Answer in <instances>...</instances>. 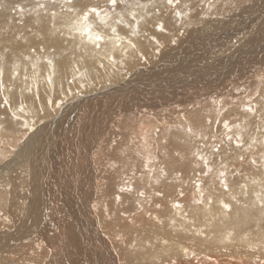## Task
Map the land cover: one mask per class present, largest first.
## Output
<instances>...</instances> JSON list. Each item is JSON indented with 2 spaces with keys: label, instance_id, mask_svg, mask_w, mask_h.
<instances>
[{
  "label": "bare ground",
  "instance_id": "bare-ground-1",
  "mask_svg": "<svg viewBox=\"0 0 264 264\" xmlns=\"http://www.w3.org/2000/svg\"><path fill=\"white\" fill-rule=\"evenodd\" d=\"M209 1L199 0L201 6L196 9L199 18L191 24L181 27L183 21L177 19L178 31L171 36L156 33L154 39L150 37L155 29L144 23L137 35H132L131 29L114 25L122 37L114 43L110 29L90 18L93 32L105 37L99 48L87 36L70 31V24L63 27L58 24L59 32L50 31V17L45 16V9H36V5H24L21 14L19 9L16 14L0 13V55L7 57L4 82L12 87L11 92L0 93V116L5 113L2 106L5 97L15 110L19 107L18 99L32 100L37 91L43 98L46 89L52 95L51 90L59 91L61 84L73 91L78 90L81 82L88 85L65 109L46 110L34 131L35 112L30 100L25 103V112L31 113L30 116L18 113L20 120L15 121L9 113L7 122L0 120V159L27 157L31 161L29 165L25 160L28 176L19 167L14 166L10 171L0 164V264H167L169 258L177 257L183 258L184 264H264V237L255 245L250 242L254 243L256 238L246 245L241 242L243 239L235 237L228 245L229 237L223 235L221 228L216 230L209 224L212 233L205 219L221 213V207L214 202L210 210L204 211L202 205L192 203L198 193L185 175L181 174L180 183L166 185L162 181L170 195L166 197L167 207L163 212L156 210L154 204L160 197L154 191L161 186L153 183L156 177L150 181L146 176L140 182L139 170L131 177L130 171H124L127 157L119 151L123 147L139 165L148 154L141 152L137 158L135 151H140L145 141L151 145L158 137L177 134L175 125L181 122V113L188 114L198 126L203 120L214 118L215 113L211 112L214 100L239 102L250 91L256 97L257 92L264 90V71L258 74L261 69L257 72L248 66L264 56V19L259 36L262 39L255 41L251 36L248 41L235 39L231 43L234 37L238 39L245 24H249L242 15L245 18L260 13L256 16L264 17V0H222L217 3L215 14L226 13L232 18L220 20H213V15L208 17L204 7ZM82 2L102 4L103 0ZM61 3L55 9L57 12ZM153 11L149 9V15L155 19ZM61 15L66 18L68 14ZM37 20L39 25L35 23ZM252 25L255 27L253 21ZM248 32L245 30L247 35ZM17 36L21 39H16ZM229 46L234 48L230 50ZM41 47L43 52L39 51ZM32 48L37 49L35 53L30 51ZM24 56L29 59L25 60ZM109 56L116 64L110 62ZM47 59L53 61L54 69L48 67ZM13 61L20 64V75L15 81L9 78ZM199 64L202 66L197 67ZM51 71L55 74L49 85L46 77ZM24 75L29 77L27 81ZM73 75L82 79L69 85L67 80ZM234 108L239 107L231 109L235 113ZM24 119L29 121L28 131L22 127ZM240 120H231L230 124L241 123ZM166 127L172 132L166 133ZM245 127L248 131L242 134L247 140L253 129L241 123V128ZM215 130L220 135L226 131L222 125ZM24 137L28 139L21 143ZM129 177L131 186L144 190L145 196L153 201L152 205L144 204L145 211L151 208L153 215H160L164 220L162 227L135 228L125 220V216L132 219L128 213L119 214L118 210L123 209L112 198L113 194L120 196L125 207L131 200L143 199L135 191L120 193L119 188ZM181 186L184 197L176 194L175 189ZM223 194L217 189L214 196L219 199ZM174 197L183 210L171 207ZM196 209L201 210L196 212ZM185 212L189 213L187 217ZM138 216L147 219L143 214ZM136 223L140 224V220ZM197 231L202 235H196ZM181 248L188 249L187 257H183Z\"/></svg>",
  "mask_w": 264,
  "mask_h": 264
},
{
  "label": "snow or ice",
  "instance_id": "snow-or-ice-1",
  "mask_svg": "<svg viewBox=\"0 0 264 264\" xmlns=\"http://www.w3.org/2000/svg\"><path fill=\"white\" fill-rule=\"evenodd\" d=\"M48 4L50 7L46 8L45 4L38 3V7L45 9V16L50 17V31L59 32L60 28L57 27L58 24L61 27L70 24V31L77 32L82 37L87 36L89 42L96 48L100 47V43L105 40V37L100 32H93L92 25L89 23L90 18L98 21L103 27L110 29L114 43L122 39L117 31V27L114 25L131 29V34L137 35L141 24L144 23L146 27L155 29L153 36L150 37V39H154L156 33H167L171 36L174 32L178 31L176 27L177 19L183 21L181 27L191 24L192 20L199 18V12L196 9L201 6L199 0H146V2H142V0H103L102 4L83 3L82 0H64L63 3L59 4L60 11L57 12L55 9L57 8L58 0H48ZM149 9L154 10L152 15L155 16V19H152V16L149 15ZM19 10L23 12L24 8L20 7ZM62 13L68 14L67 17L64 18L61 15ZM126 17L128 18L127 20L125 19ZM110 21L112 22L111 24L109 23ZM6 22L7 19L5 18ZM35 23L39 25L40 21L37 20ZM28 31H31V28ZM16 39H21V36H17ZM170 42L175 43V39H171ZM132 47H135V45H132ZM36 50L32 48L30 51L35 53ZM39 51L43 52L44 49L41 47ZM6 59V55H0V93L12 91V87L5 85L4 82V63ZM24 59L28 60L29 57L24 56ZM109 60L112 64H116V60L111 56H109ZM46 63L50 69H54L51 59H47ZM32 67L35 71L36 65L33 64ZM100 67H104V65L101 64ZM19 68L20 64L13 61L9 77L11 81H15L20 75ZM24 71L26 73L27 69ZM76 71L79 70L76 69ZM54 74V71H51L46 77L49 85L53 83ZM23 79L27 81L29 77L24 75ZM79 79L82 78L73 75L71 79L67 80V83L72 85ZM33 80H35V76ZM86 87L88 85L81 82L77 85L78 90L73 91L71 87L64 88L63 84H61L59 91H55V89L51 90L52 95L49 94L48 89L45 90L43 98H41L39 91L33 94L32 104L35 118L32 120V130H35L37 120L43 118L46 110L55 112L65 109L70 102L83 94ZM27 90L30 93L32 91L31 88ZM256 97H259V99H256ZM256 97L249 95V97L239 102L228 99L224 101L214 100L211 110V112L215 113L214 118L205 119L198 126L190 120L188 114L181 113V122L175 125L177 134L165 135L163 139L158 137L153 140L151 145L145 141L140 151H135L137 158L141 156V152H147L148 154L139 161V165L137 164V160L128 156V152L123 147L119 149L120 154L123 157H127L124 171L126 173L130 171L131 177H135L138 170L141 171L140 182H143L146 176L150 181H153L154 176L156 177L153 183L161 186L157 187L154 191V195L160 197L155 202L154 207L156 210H160L161 213L167 207L166 197L170 195L166 191V185H172L174 181L180 183L181 174L187 177L198 193V196L193 198L192 203L202 205L204 211L210 210L214 202L218 203L225 210L229 209L228 203L223 199L215 198L214 193L217 189H221L224 193L230 194V199L233 201L237 199V195L234 192L236 188L241 190L240 195H247V183L241 182L238 179L245 176L243 168L246 163L262 171V178L259 183L264 188V94L257 92ZM2 106L5 108V113L3 116H0V120L5 122H7L9 113L11 114V120L15 121L20 120L18 113L24 114L26 117L31 115V113L25 112L26 105L23 97H21L19 107L15 110L12 109L11 101L7 97L3 99ZM233 107H239L245 114L246 119L243 123L246 126L251 121V128L254 129V132H249L247 140L242 133L247 132L248 127L241 128V123L230 124L231 120L240 119L236 113L231 111ZM211 112L209 115H211ZM256 120L259 122L256 123ZM219 125H222L226 130L222 135L217 134L215 130L216 126ZM22 127L25 131L29 130L28 119L23 120ZM233 127L236 129L235 132H233ZM159 131L157 128L156 132L159 133ZM165 132L171 133L172 129L166 127ZM228 133L232 134L229 135ZM255 133H258L259 136ZM27 139L28 137H24L20 142L23 143ZM193 144L194 148L192 147ZM257 149L259 150V162L256 158ZM112 150L115 152L116 148L114 147ZM153 152L155 155H153ZM249 153H252L251 157L248 155ZM192 158H195V160L193 161ZM25 160H28L29 165L31 164L30 159L27 157L23 159L13 158L11 160L3 158L0 159V164L10 171L14 166L19 167L21 172L25 176H28L29 167L25 166ZM230 164H235L237 167L230 168ZM189 165L191 166L189 167ZM110 166L116 167V165ZM189 173L190 175H188ZM169 176L172 179H168ZM131 177L124 180L123 186L119 188L120 193L131 194L135 191L136 195L143 199L131 200L129 201V206L125 207L120 196L113 194L112 198L123 209V211L118 210L119 214L124 215L125 212L128 213L132 219L129 220L125 216V220L135 228H140L141 225L144 226L145 230L151 228L153 225L162 227L164 220L160 215H153L151 208L145 211L144 204L152 205L153 201L145 196L144 190L131 186ZM162 181L166 182V185H162ZM251 183L256 184L257 181L252 180ZM205 189L207 190V195ZM175 190L178 197L185 196L183 186ZM171 207L183 210V205L176 202L175 197L172 199ZM200 210L196 209L194 211L199 212ZM138 214H143L147 219H142ZM188 215V212L184 213L185 217ZM137 219L140 220V224L136 223ZM171 224L174 225L175 221H171ZM196 235H202V232L197 231ZM164 243L166 244L167 241ZM181 252L183 257L188 256V249L181 248ZM164 254L168 255L167 252ZM167 264H184V260L181 257L175 259L169 258Z\"/></svg>",
  "mask_w": 264,
  "mask_h": 264
},
{
  "label": "rangeland",
  "instance_id": "rangeland-1",
  "mask_svg": "<svg viewBox=\"0 0 264 264\" xmlns=\"http://www.w3.org/2000/svg\"><path fill=\"white\" fill-rule=\"evenodd\" d=\"M220 1H222V0H211V1H209V3L208 2L206 3L207 5H205L204 10H208V17L211 16V15H213L214 16L213 20H220V19H223L224 17L232 18V15H227L226 16V13H224V14H222L220 16H218L219 14L218 15L215 14L217 12L216 9L218 7L217 6V3H220ZM61 2H64V0H60V1L58 0V3H61ZM210 2H211V4H210ZM38 3H40V4H48V0H0V13H7L8 12L7 14H9V15L10 14H16L17 11H18V9H20V7H23L24 5H27V6L28 5H36V9H37ZM206 6H208V7L210 6V7L208 8ZM1 8H3L2 10H4V12H2ZM10 10L11 11L13 10L12 13L9 12ZM30 11L32 12V11H34V9H30ZM19 13L21 14L22 12L19 10ZM28 13L29 12L26 11V15H29ZM31 15H32V13H31ZM215 15H217V16H215ZM256 15H261V14L260 13H257V14L252 15V16H250L248 14V15H245V18H244V15L241 16V18L245 19V21H247L249 24L251 23V25L245 24L244 29L242 28L239 31V36L240 37L237 36L238 39L236 37H234L233 38V41H231V43L232 42H235V39L236 40H239L240 39V41H244V40L247 39V41H248L249 37H251V36L252 37L254 36L255 41H259L260 39L263 38V37L260 38L259 36L262 35V32L260 30V26L263 23L264 17L256 16ZM256 17H257V19H256ZM239 18H240V16H239ZM252 21L254 22L255 27L257 26L256 28L252 25ZM246 26H248V27H246ZM247 29L249 30V32H248ZM242 30H244V31L241 32ZM245 30H246V32L249 33V35H247V33H245ZM242 33L245 36H243ZM247 41H245V43ZM232 48H234V46L233 47L232 46H229V49L230 50ZM229 52L230 51H227V53H229ZM259 61H262L263 63H261V62L259 63ZM196 66L197 67H200L202 65L199 64V65H196ZM248 66H250L251 70H253V71H254V68H256L255 71L258 70L257 72H259V70L261 69L260 72L258 73V74H260L262 70L264 71V69H263L264 68V56H260L256 60V62H254V63L252 62V64L249 63ZM263 88H264V86H263ZM17 89H18V87L15 90H17ZM249 94L252 95L251 94V91H250V93L247 94V96H245V98L249 97L248 96ZM261 94H264V90L261 91ZM30 99L31 98H26L24 100V103L27 104ZM18 100L20 102L21 99H18ZM30 104L33 105L32 104V100H30ZM234 110H235L236 115H238L240 118H243V120H240L239 119L241 121V123H243V121L246 118V116H244L245 114L240 110V108H234L233 111ZM239 112H241V113H239ZM238 121H236V122H238ZM257 121L258 120H256L255 122H257ZM249 126L251 127V121L249 122ZM252 131L254 132V129ZM255 134L257 136H259L258 133H255ZM251 154L252 153H249L248 155L251 157ZM256 154H257L256 158L258 160L259 159V151H258V149L256 151ZM258 162H259V160H258ZM234 166L237 167V165H234V164L233 165L232 164L229 165L230 168H233ZM253 168H255V167H252L250 165H247V163H246L245 166H244V168H243V171L245 173V176L238 178L239 180L242 179L241 182L248 183L247 184L248 185L247 195H240V191L241 190L239 189V191H238V188H237L236 189L237 192H236L235 189H234V192L237 195V199L232 202V200L230 201V199H229L230 198V194L224 193L223 194V197H220L219 199H223L226 203L228 202V205H229V208L230 209H227V210L222 209V208H220V205L219 204H216V206H219V208L221 210V213L220 212H218V214L214 213V214L211 215L212 217H209V219L208 218L205 219L206 220L205 221V224H207V226L209 224H210V226L212 225L211 228H213L215 226L214 229H216V230H220V228H221L220 231L223 232V235L229 237V238H227L228 241L229 240L230 241L232 240V242H233V238L235 239V237H236L237 239H240V240L243 239L241 242L244 243V244H246V245H249L247 242H250L251 239L254 240V238H256L255 241H254V243L253 242H250V244L251 245L260 244L261 243L260 242L261 238L264 237V225H263L264 224V207H262V205H264V188H262L261 185H260V183H259V181L262 178V171L261 170H256V169H253ZM254 171H255V173H254ZM246 173H249L248 174L249 176ZM249 177H251L252 179L249 178ZM252 180H256L257 183L252 185V183H251ZM251 185H252V187H251ZM227 196H229V197H227ZM229 201H230V203H229ZM223 212H224V214H223ZM215 214L217 215V217H216ZM226 214H227V216H226ZM223 215H225L226 218ZM219 216H220L221 219L220 218L218 219ZM213 217H214V219H213ZM229 217H231V218H229ZM222 223H224V224H222ZM210 226H208L209 229H211ZM232 226L235 228V230L237 232H235V230H234V228H232ZM228 227H230V228H228ZM227 228H228V231H227ZM231 228H232V230L230 231ZM233 230H234V232H232ZM211 231H212V229H211ZM224 231H225V233H224ZM229 232H231V233H229ZM212 233H213V231H212ZM245 235H248V238ZM257 239H259V241ZM230 241H229L228 245L230 244ZM245 241H246V243H245Z\"/></svg>",
  "mask_w": 264,
  "mask_h": 264
}]
</instances>
